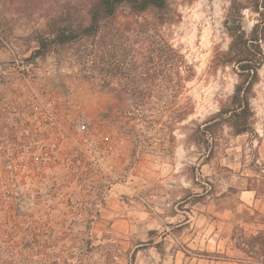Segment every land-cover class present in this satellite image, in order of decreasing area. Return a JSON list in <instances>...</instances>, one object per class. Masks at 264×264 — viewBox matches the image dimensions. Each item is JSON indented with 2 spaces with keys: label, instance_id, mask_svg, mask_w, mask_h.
<instances>
[{
  "label": "rangeland",
  "instance_id": "obj_1",
  "mask_svg": "<svg viewBox=\"0 0 264 264\" xmlns=\"http://www.w3.org/2000/svg\"><path fill=\"white\" fill-rule=\"evenodd\" d=\"M80 2L0 0V111L26 110L35 104L41 110L64 112L71 122L87 123L98 131L101 144L109 135L120 179L129 172L138 174L141 162L180 166L188 160L205 165L197 174L221 176L227 183L256 190L264 198V63L249 100L253 132L237 136L230 126L210 121L212 130L202 134L206 122L230 107L239 82L235 66L220 65V55L232 42L230 29L239 28L247 38L258 15L247 8L240 19H232L230 0H167L163 19L168 23L161 35L180 51L193 70L192 76L177 88L178 94L176 79L153 82L152 96L145 100L142 111H137L139 99L122 91L125 80L117 76L109 83L99 76L84 79L83 69L65 58L75 55L74 51H51L33 59L39 45L36 32L43 31L56 13ZM120 22L127 19L121 17ZM128 23L135 27L134 21ZM158 84L165 87L157 88ZM14 208L13 200H0V217L6 220ZM248 213L242 217L248 218ZM99 215L91 206L79 217L77 230L66 233V241L56 240L51 249H29L28 258L37 259L36 253L46 252L45 261L0 264H117L119 259H127L129 264V253L93 231ZM252 221L264 225V215L255 214ZM257 240L264 257V235Z\"/></svg>",
  "mask_w": 264,
  "mask_h": 264
},
{
  "label": "crops",
  "instance_id": "obj_2",
  "mask_svg": "<svg viewBox=\"0 0 264 264\" xmlns=\"http://www.w3.org/2000/svg\"><path fill=\"white\" fill-rule=\"evenodd\" d=\"M199 167L205 165L141 162L138 174L117 178L99 201L93 231L129 253V264H264L251 241L264 230L252 221L264 215V198L197 174Z\"/></svg>",
  "mask_w": 264,
  "mask_h": 264
},
{
  "label": "trees",
  "instance_id": "obj_3",
  "mask_svg": "<svg viewBox=\"0 0 264 264\" xmlns=\"http://www.w3.org/2000/svg\"><path fill=\"white\" fill-rule=\"evenodd\" d=\"M230 3L232 19H240L241 12L251 8L258 20L247 38L239 28L230 29L232 42L228 51L220 55V65L235 66L239 82L230 98V107L221 109L206 122L204 135L212 130L208 124L212 121L216 126H230L237 136L253 132L254 113L249 100L264 63V0H230ZM167 8V0H81L77 6L56 13L43 31L36 32L39 45L33 59L51 51L72 50L75 55L65 58L83 69L84 79L99 76L109 83L111 78L120 77L126 81L122 91L139 99L136 110L142 111L145 100L152 96L153 82L176 79L177 90L193 72L180 51L161 35L168 23L163 19ZM149 15L153 18L149 19ZM121 17L127 22L122 24ZM130 21L135 22V27ZM150 33L158 38L154 40ZM163 85L155 86L162 89ZM178 119L183 118L180 115ZM260 235L264 232L251 241L257 243ZM261 247L262 244L260 251Z\"/></svg>",
  "mask_w": 264,
  "mask_h": 264
},
{
  "label": "built area",
  "instance_id": "obj_4",
  "mask_svg": "<svg viewBox=\"0 0 264 264\" xmlns=\"http://www.w3.org/2000/svg\"><path fill=\"white\" fill-rule=\"evenodd\" d=\"M97 133L35 104L0 111V200L15 202L0 217V263L45 261L46 252L28 258L29 249L54 248L91 206L98 210L117 177L115 146Z\"/></svg>",
  "mask_w": 264,
  "mask_h": 264
}]
</instances>
